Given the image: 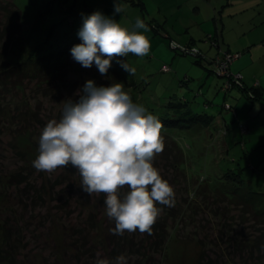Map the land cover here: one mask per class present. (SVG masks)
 <instances>
[{
  "label": "rangeland",
  "instance_id": "obj_1",
  "mask_svg": "<svg viewBox=\"0 0 264 264\" xmlns=\"http://www.w3.org/2000/svg\"><path fill=\"white\" fill-rule=\"evenodd\" d=\"M214 1L218 6V8L216 7L217 11L221 10L219 18L216 20L221 19L225 22L228 38L231 36L235 42L237 38L234 36H239L238 45L246 40L247 42H256L252 51L256 61L245 71L244 75L242 73L240 75L243 78H249V84L254 82L264 84V24H260L258 30H256L257 27L251 30V34L240 35L242 31L248 32L250 28L264 21V0ZM13 2L22 11L23 18L21 30L14 36L9 50L8 59L11 63L22 62L29 56L33 60L47 51L48 42L55 45L57 39L65 44L76 40V36L71 37V34L75 35L72 32L77 31L78 20L70 23L62 8L64 5L60 6L57 0H13ZM152 2L158 1L149 0L148 8L152 7ZM184 2L182 5L186 4ZM166 7L167 4L163 6L164 11ZM184 11L190 13L186 8ZM147 14L158 19L160 17L152 10ZM207 16L208 10L203 4L201 14H192L191 20L187 24L201 22L213 30L214 26ZM3 20L4 18L1 17L0 24ZM176 21L178 24H186L185 20L178 19ZM152 33L154 34L153 30ZM158 36L155 40L160 46L154 43L147 56L137 57L130 53L127 57H122V61H126L133 69V74L126 72L122 67L121 69L135 91L137 104L143 106L147 113L156 116L160 121L171 118L173 115L170 114L176 113H178L176 116L185 115L187 119L192 116L195 118L184 121L188 127L178 126L171 130L167 129V131L184 149L186 171L190 175L204 174V179L200 183L198 182L199 184L197 183L198 188L193 196L186 195V182L183 179L179 178L176 182L168 181L174 189L177 205L183 207L178 208V211L177 208H174L176 216L167 221L168 236L165 245H163V247L165 246L164 250L161 253L157 251L153 254L156 260L151 264H244L243 259L249 255L248 252L241 253L239 250L233 253L228 245H231L229 240L231 241L232 234L239 232L238 235L243 240L256 234V220H253L250 214L244 213V207L241 204L237 206L233 200L212 197L215 194L209 191L206 181L217 182L226 173L238 174L243 179V186L235 188L234 184L229 183V189L235 188L237 194L255 200V208L264 209V196L251 194L249 191L264 192V144H261L260 141L252 142L258 134L264 135V129H262L264 127V103L256 100V106L253 108L254 102H250L249 109L254 111L251 117L253 122L251 128L254 131L251 135L249 133L241 134L239 123L242 120V106L237 105L239 117L232 120V110H227L228 107L224 103V99L229 98V101L235 105L240 93L239 96L235 93L232 94V97L226 95L224 93L227 91V88L224 87L225 78L220 75L217 77L212 72L208 75L206 84L198 82L197 78L200 72L201 74L205 72L207 75V70H213L211 65L207 61L198 65L192 56L183 55L170 49L167 45L168 38L164 37L165 40H163L160 33ZM148 38L150 42L153 39L150 36ZM201 43L205 44L202 37ZM185 46L191 48L189 45ZM243 53L239 55L238 59L243 56ZM213 55H217L214 48H212ZM119 60L120 57L115 58L116 62ZM236 60L231 63V69ZM69 63L66 75L69 81L82 76L96 83L97 76L93 75V70L101 75L95 64L91 68H85L73 57L70 58ZM162 64L169 65L172 71L159 72ZM184 74L190 75L193 80L191 79L184 86L179 85V80ZM33 83L32 81L29 84L28 89L25 88L23 94H18L16 98L13 97L10 100L13 102H17L19 99L24 100L23 104L22 102L19 104L22 106L29 104L30 108L27 110L31 109L30 114L40 104L41 111L37 108L38 118H41L45 124L51 119L59 120L57 114L64 107V101L69 100L68 93L70 91L61 86L60 98L62 99L56 101V94L52 95V98L49 94L43 96L35 92ZM54 90L57 93L58 90L56 88ZM198 92L200 94L196 95ZM233 92L238 91L234 89ZM77 93L78 91H75L76 96ZM243 98H245L244 95ZM13 102L11 106H14ZM169 102H172L176 107L172 110L176 113L169 111ZM248 103L247 100V105ZM186 108L191 110V116L185 113ZM207 116L211 117L209 122L207 121L209 126L204 121L207 120ZM10 118L4 114L0 115V193L4 194L5 198L0 201V249L4 246L3 236L8 230L10 237L18 236L20 239L18 247L14 250L13 264H96L95 260L89 258L87 254L79 259L75 258V260L71 255L74 247L69 248L70 238L74 237L72 235H75L77 228H84L85 223L83 222L91 208L88 210L82 207L81 201L77 202L74 193L66 189L68 184L65 182L62 184L60 182V185H56L55 188L63 189L60 198L52 200L50 195L52 186L57 183V179L69 175L68 167L58 169L51 174L42 172L40 176L35 168L36 172L32 173V176H28V172L23 171V175L28 176L25 182H22L18 187H2L1 180H4V176H2L4 172L19 170L24 165L19 153H24L27 159L30 156L29 153L34 154V150H36L34 143L39 140L42 130L41 126L35 124V129L28 127V132H24ZM218 129L222 132L216 133ZM241 129L244 132L247 131L245 126ZM225 130L226 133H224ZM253 166L254 168H252ZM171 173V171L168 172L169 176ZM207 176L209 179L206 178ZM195 178L197 177L194 176ZM189 180L190 187L189 182L192 180ZM41 184L49 191L47 192L48 199L30 200L27 193L31 194V189L38 188ZM200 190L206 191V194L202 195ZM219 196L223 195L219 194ZM55 197L57 196L55 195ZM184 200L185 205H183ZM105 229L106 232L107 228ZM93 240L88 237L85 248L91 246L89 242L95 243ZM97 249V256L100 259L109 260L103 247ZM259 254V252L253 254L255 261L264 260ZM124 257L126 264H133L128 255ZM109 261L110 264H116V259ZM0 263L5 264L4 262Z\"/></svg>",
  "mask_w": 264,
  "mask_h": 264
},
{
  "label": "trees",
  "instance_id": "obj_2",
  "mask_svg": "<svg viewBox=\"0 0 264 264\" xmlns=\"http://www.w3.org/2000/svg\"><path fill=\"white\" fill-rule=\"evenodd\" d=\"M57 1L58 3H60V6L64 5V7L62 8L66 12L67 18L70 23H73L78 20V24L76 23L78 25L77 31L72 32L75 33V35L71 34V37L76 36V40L72 43L65 44L62 43L60 39H57L55 45L48 42V48L46 47L47 51L45 50V53L40 54L33 60L31 59V56H29L26 60L13 64L9 61L8 54L14 36L21 30L23 14L22 11L13 2V0H0V20L1 17L4 18V20L0 24V115L4 114L5 116L11 117V121L18 125L21 129H23L24 132H28V129L31 127L32 129H35V124L41 126V128L46 125L41 118H38L37 108L40 109V104H38L36 110H33L32 114H30L31 109L27 110L30 108L29 104H25V106H22L24 100L19 99L17 100V103L11 101L10 98H16L18 94H23L25 88L28 89L29 84L33 81L34 83L32 85L35 87V92H38L43 96H47L49 94L52 97V95L56 94L55 100H61L62 98H60V92L62 91L61 86H63L70 91L68 93V99L78 101L79 95L76 96L75 91L79 92L83 88L85 83L88 81L87 78L82 76L72 81L67 80L68 78L66 77L67 71L69 69L68 64H70V58L72 57L70 50L74 45L82 43V40L78 36V31L83 24V19L80 16V6L74 4V2L70 0ZM163 36L169 39L167 45L173 51L181 53L183 55L192 56L198 65L202 64L203 61H207V63H209L213 68V70L207 71L212 72L215 76L218 77L216 73V65L214 63V57L216 55L212 56V52H210V50L204 49L203 47L192 43H180L175 39L171 38L167 32H165ZM208 36L209 39L213 41V44L216 46L212 45L209 42ZM203 41L205 42V44H207L210 49L214 48L217 54L221 56H223L225 52H230L232 54L243 53V51L231 50L228 48V46H226V44L222 40V33L220 29H217L216 32H213L211 34L207 33L206 36L203 37ZM173 43H179L183 46L189 45L190 47L198 49L199 52L197 54L184 52L179 47L173 46ZM119 61H122V57H120ZM170 71H172V69L167 64H162L159 70V72ZM230 71L233 72L231 69ZM93 75L97 76V79H95L97 81L95 83L96 86L107 87L115 83H122L123 90L130 95L132 102L137 104L135 91L131 87V84L128 78L126 77L125 73L122 71L120 63L116 62L115 58L112 61V66L109 68L106 74L99 75L93 70ZM191 79L193 80L190 75L184 74L183 77L179 80V85L184 86L187 82H190ZM242 81V88L239 86H234L233 84V86L229 90H223L224 93L230 96L231 90L237 89L242 93V95L245 96V98L249 102H254L255 104V101L259 100L261 103H264V101H262L264 100V91H262V87L260 86V84L258 83L257 85H254V83H252L248 85L243 79V77ZM54 88L58 90L57 93L55 92ZM199 92H201L200 89ZM199 92L196 93V95H199ZM226 100H229V98L224 99V103H227L229 105L227 110H232V120L238 119L234 104ZM12 102L14 103V106H11ZM20 102H22V104H19ZM7 104H10V106H7ZM223 105L222 107L224 108ZM168 107L169 111L171 112L174 108H176L174 107V104L172 102L168 103ZM23 108H25L26 110L24 109V111H22ZM62 110H60V112L57 114V119L61 118ZM26 113L27 115H25ZM185 113L189 114V116L192 115L191 110L189 108H186ZM170 115L173 116L171 118L162 119L160 121L163 125L161 135L164 138L165 147L163 152L156 156L154 160V166L160 170L162 177L167 181L176 182V180L179 178L183 179V181L186 182V195L193 196L195 195V190H197L198 188L197 183H200V181L204 179V174L190 175L186 171V169L184 168V164L186 162L184 149L180 145V143L167 131V129L171 130V128L178 126L188 127L184 124V121L193 120L195 118L192 116L187 119L185 115L176 116L178 115V113ZM210 118L208 117L207 120L204 121L209 122ZM22 121H24V123H22ZM206 125L209 126V123ZM243 126L247 128L246 125L239 124L241 134H245V132L241 129ZM217 132H222V130L218 129L216 133ZM224 133H226V130ZM34 145L36 147V150H34V154L29 153L30 156L28 159L26 158L27 156L24 153H19L22 157L21 161L24 162V165L21 166L19 170L16 169L14 171L11 170L9 172H4V175H2L4 176V180H1L3 188L14 186L18 187L22 182L26 181V177L32 176V173L36 172V170L32 166V161L36 158L38 153V140L35 141ZM68 168L69 175L60 177L59 179H57V183L52 186V191L50 193L52 200H54V198L56 200V198H60L62 196L61 190L63 189L55 188L56 185H60V182L61 184L65 182L66 184H68V187H66V189L69 192L74 193L77 202L79 203V201H81L80 205L84 208H87L88 210L89 208H91V211L88 212L87 217L83 222L85 223L84 228H77V231L74 233L75 235H72L74 237L70 238L71 241H69V248H71L72 246L74 247V251L71 254L72 257L74 259H79L87 254V256L95 260L96 263L97 259H100V257L97 256V248L103 247V250L106 251L104 253L106 254V256L108 255L109 260L116 259V257L121 255H128L130 257V261H133V264H151L154 260H156L153 254L157 251H160L161 253V251L164 250L165 247H163V245H165L167 241V221L168 219H172L176 216V208L178 211V208L181 209L183 206L177 205L176 201L173 207L157 205L163 210L156 223L153 225L151 235L147 233L141 234L138 230L134 233L125 232L123 236L113 235L110 233V229L114 228V221H110L106 216L105 206L103 203L105 199L104 194L90 197L79 186L80 176L77 173L76 169L73 168L71 165H69ZM252 168H254V166ZM23 171L28 172V176H24L22 173ZM169 171L172 172L170 176L168 174ZM37 173L40 176V173H42V171H39ZM194 176H196L197 178L194 179ZM206 178H208V176ZM48 179L50 180V178ZM189 179L192 180L191 182H189L190 187L188 184V181H190ZM215 182L211 180L206 181V186L207 188H209V191L212 194H215L212 197H218V199L223 198L225 200H233L237 206L241 204L244 207V213L250 214V217H252L253 220H256V234L251 236L252 239L250 237L243 240V238L238 235L240 234V232L234 235L232 234L231 241L229 240L231 245L228 244L229 247H231L233 253L239 250L241 253L248 252L249 255L243 259L244 264H264V260L258 262L255 261V259L253 258V254L256 252H259V256L264 258V247H262L264 246V209L255 208V200H253L252 198L243 197L237 194V192L234 190L235 188L243 186V179H241L238 174L226 173L216 183ZM229 183L234 184L236 187L234 189H229ZM126 191L127 188L121 189V195H123V193ZM200 191L202 195L206 194V191ZM249 191L251 192V194H258L260 196H264V192H254L251 190ZM47 192L49 191H47L46 188L43 187V185L41 184L38 188L33 187L31 189V194L27 193V195H29L30 200L35 201L36 199H48L49 194H47ZM219 194H222L223 196H219ZM55 195L57 197H55ZM3 199L5 200L4 194L0 193V201H2ZM185 204L186 202L184 200L183 205ZM97 216L99 217L97 218ZM101 222L104 224V226H102L103 224L101 225ZM108 227L110 228L108 229ZM105 228H107L106 232ZM3 237L5 242L4 246L0 249V262H4L5 264H13L14 250L16 249V247H18L20 239L18 238V236H11V238L8 234V230L5 231ZM88 237L94 239L93 241L95 243L91 241L89 242L91 246L85 248L87 245L86 240ZM60 241L61 239L59 240V242ZM70 242H73L75 246L73 245V243ZM241 248L243 249L241 250ZM200 259L199 262L201 263Z\"/></svg>",
  "mask_w": 264,
  "mask_h": 264
},
{
  "label": "clouds",
  "instance_id": "obj_3",
  "mask_svg": "<svg viewBox=\"0 0 264 264\" xmlns=\"http://www.w3.org/2000/svg\"><path fill=\"white\" fill-rule=\"evenodd\" d=\"M126 10V4L114 0L115 13ZM134 29L94 11L83 17L78 31L82 43L71 48V55L82 67L95 64L102 75L106 74L114 58L130 53L145 57L150 53L151 42L145 34L149 29L139 16ZM118 62L133 74L126 61ZM77 94L78 101H64L59 120L51 119L42 128L32 166L51 174L71 165L86 194H104L106 216L114 221L111 234L123 236L138 230L151 235L163 210L157 205L175 204L173 187L154 166L156 156L165 147L162 123L133 103L122 83L105 87L88 80ZM124 188L127 191L121 195ZM96 264L110 261L98 258ZM116 264H126V258L116 257Z\"/></svg>",
  "mask_w": 264,
  "mask_h": 264
},
{
  "label": "crops",
  "instance_id": "obj_4",
  "mask_svg": "<svg viewBox=\"0 0 264 264\" xmlns=\"http://www.w3.org/2000/svg\"><path fill=\"white\" fill-rule=\"evenodd\" d=\"M70 1H73L74 4L80 6L81 9L80 16L82 19L84 16L90 15L94 11H100L105 16L111 17L112 19L119 22L123 27H126L129 30H136L134 29V24L136 17L139 16L148 26L149 31L145 34L147 36H150V38L153 37V39L151 40V47H153L154 43L157 46H160L157 44L155 38H158L159 37L158 34L160 33L163 40H165L163 34L167 32L171 38L177 40L180 43L198 44V45H202L201 47H203L204 49L210 50L207 44H203V43L200 44V39L201 37L202 38L205 37L207 33H211V32L213 33L216 32L217 29H220L222 33V40L226 44V46H228L229 49L240 50L243 52L246 50L243 53V56L239 59L237 57V60L232 64L233 70L231 68L230 69L233 72L242 73L244 75L245 71L256 61V58L253 56L252 53L253 48H255L254 46H256V42H251V41L247 42L246 40L242 44L238 45L237 41L240 40L239 36H234L237 38L235 42L233 41L231 36L228 38L227 37L228 31L226 29L225 22L221 19L216 20V18H219L218 15L221 13V10L217 11L218 6L215 5L214 0H157L158 2L156 3L152 2V7L149 8L147 5V2L149 0H120L121 3L127 5V10L122 13L114 12V0H70ZM183 1H185L184 2L186 3L185 5H182ZM220 1H224V0H220ZM165 4H167V7L166 10L164 11L163 6ZM203 4L205 5V8H207L208 10L207 19L208 20L211 19V22L214 26L213 30L211 29V27L205 26L201 22H194V24H187L188 21L191 20L192 14H198V15L201 14ZM185 8L189 10L190 13L184 11ZM150 10L158 14L160 16L159 19L153 16L151 17V15L147 14L148 11ZM178 19H181V21L185 20L186 24H178V22L176 21ZM260 24H264V21H261V23H259L258 25H255L253 28H250L249 31L246 30L248 32L242 31L241 32L242 34L240 35L251 34L252 32L251 30H253L255 27H257L256 30H258ZM152 30L154 34L152 33ZM138 31L143 32V29H140ZM210 52H212V49ZM210 73H211L210 71H207V75H205L206 74L205 72L202 74L200 72L197 81L202 82V84L203 83L206 84L207 77ZM243 79L249 85L250 83V82L248 83L249 78L244 77ZM260 86L262 87V91H264V84H261L260 82ZM233 90H231L230 92V97H232V94L234 93L235 95L239 96L240 93V96L237 99V103H235L234 105L238 117H239V113L237 110V105L240 104L242 106L241 109L242 120H240L239 124L246 125L247 131L245 132V134L249 133L251 135L253 134L254 131V129L251 128V123H253L251 117L254 114V111L249 109L250 102L248 101L249 103L247 105V99L243 98L242 93L237 89L235 90H237L238 92H233ZM252 105H254L253 108L256 106V104H252ZM262 129H264V127H262ZM259 141L261 144H264V135L258 134V136L252 142H259Z\"/></svg>",
  "mask_w": 264,
  "mask_h": 264
},
{
  "label": "built area",
  "instance_id": "obj_5",
  "mask_svg": "<svg viewBox=\"0 0 264 264\" xmlns=\"http://www.w3.org/2000/svg\"><path fill=\"white\" fill-rule=\"evenodd\" d=\"M209 39V36H208ZM209 42L213 44V41L209 39ZM173 46H177L179 47L181 50H183L184 52L187 53H193V54H197L199 51L198 49L191 47V48H187L186 46L180 45L179 43H173ZM216 46V45H214ZM187 48V49H185ZM190 51H189V50ZM186 50V51H185ZM240 53H230V52H225L223 56L217 54L214 57V63L216 65V73L217 75H220L221 77L225 78V85L224 87L227 88V90H229L233 84L234 86H239L242 88L243 85V81H242V76L240 75V73H234L230 71V64L232 63L233 60H235L237 57H239ZM258 82H254V85H257ZM226 106L229 107V105L226 103Z\"/></svg>",
  "mask_w": 264,
  "mask_h": 264
}]
</instances>
